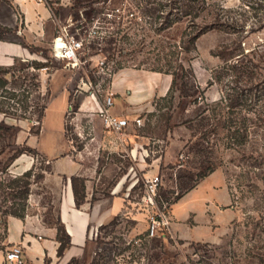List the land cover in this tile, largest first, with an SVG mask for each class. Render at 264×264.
<instances>
[{
  "label": "rangeland",
  "instance_id": "rangeland-1",
  "mask_svg": "<svg viewBox=\"0 0 264 264\" xmlns=\"http://www.w3.org/2000/svg\"><path fill=\"white\" fill-rule=\"evenodd\" d=\"M153 2L157 1L50 0L53 12L57 13L54 34L59 27L69 26L70 35L85 40L88 62L82 69L73 71L64 61L53 57L50 44L30 49L31 59L0 67L11 69L15 78L10 75L7 78L13 83L18 80L19 84H10L9 92L16 99L5 105L17 111V116L0 114V128L4 129L0 130V152H5L0 163L3 166L11 154L28 149L47 153L103 152L106 160L113 158L119 164V174L110 185L113 187L121 180L126 183V193L130 195L126 198L128 207L115 227L98 228L90 248L95 254L89 253L85 260H80L81 264H92L99 255L104 257L103 264H264V122L259 131H254L255 127L251 129L249 143L241 148L224 132L201 139L202 127L197 119L199 113L206 111V115L214 104L226 98L233 87L239 90L254 87L248 103L253 110H258L255 103L260 96L264 100V8L261 6L264 0H209L198 25L209 22L219 6L225 18L233 17L245 27L239 33L224 29L204 31L194 42L195 50L189 52L184 49L191 39L186 34L194 31L188 21L184 19L169 27L168 22L173 18L170 7L164 10L167 19L159 20L158 14L152 13L145 16V12L155 8ZM2 4L16 11L11 0H0V11ZM10 12L5 11L7 19ZM163 22L168 27L157 32ZM93 25L99 28L96 35L92 34ZM0 38L16 40V35L0 32ZM225 47L237 55L227 62L218 56ZM102 58L114 73L123 69L157 72L164 80L173 81L172 73L178 72L173 105L169 99L156 98L151 113H140V128L134 121L130 122L125 134L143 138L140 145L129 143L117 149L109 143L114 142L112 134L111 140L100 147L90 143L89 119L80 108L84 96H76V90L86 75L93 83L98 82L94 72ZM37 65L42 68L37 69ZM33 76H38L37 90ZM111 82L112 79L103 84V92L97 95L99 101L113 95L106 92ZM181 87L194 96L181 97L184 94ZM38 105H46L42 122L34 114ZM118 107L116 100L112 114ZM166 114L172 116L168 124L162 117ZM233 117L238 124L249 118L257 121L255 114L245 111ZM66 125L71 129V141L66 137ZM80 145L82 149L78 148ZM136 149L142 155L150 154L143 172L135 166V159L129 157ZM156 156L158 161L154 164ZM21 160L10 166L8 175L18 176L32 160L37 170L41 168V159L32 154H24ZM208 168L216 171L178 200ZM156 176L161 182L152 204L147 185ZM33 187L29 200L39 199L49 224L56 219L51 197L46 190ZM35 210L29 205L27 213ZM231 210L236 214L233 221ZM155 216L160 217L159 234L163 235L147 239L150 218ZM138 224L141 231H136ZM3 234L0 228V235Z\"/></svg>",
  "mask_w": 264,
  "mask_h": 264
},
{
  "label": "crops",
  "instance_id": "crops-1",
  "mask_svg": "<svg viewBox=\"0 0 264 264\" xmlns=\"http://www.w3.org/2000/svg\"><path fill=\"white\" fill-rule=\"evenodd\" d=\"M11 6L16 11L2 4L0 24L13 29L16 40L0 38V67L12 66L17 60L31 59L30 47H47L55 36L53 32L56 28L55 17L45 4L38 3L37 0H11ZM5 11L11 13L8 19ZM163 77L157 72H140L133 69H123L115 73L109 90L106 91L116 96L114 104L116 100L119 101V107L113 114L131 122L141 119L140 113H151L153 100L164 98L172 85L170 78L165 77L164 80ZM101 103L92 96H84L80 100V108L86 113L92 131L90 143H97L99 147L112 138L104 128L99 115H94L99 111ZM141 140L143 138L126 133L123 145L109 143L119 149L129 143L140 145ZM38 153L52 165V172L46 173L43 181L35 184L34 187L46 190L51 197L55 216L61 219L71 237V247L62 257L58 256L60 244L57 241V229L45 221L42 211L46 209L40 206L39 199L30 197L29 205L36 210L27 214L24 220L9 219L6 249L0 250V264H8L6 253L14 246L23 249L25 264H68L73 258L85 260L89 253L90 256L95 254L90 252V248L98 228L109 224L126 212L128 201L126 183L121 180L113 187L110 185L120 171L119 164L114 162L113 158L106 160L103 152ZM142 156L137 149L129 154V157L135 159V166L141 172L147 167ZM22 157L23 155L15 164L20 163ZM157 161L158 159L154 164ZM33 166L34 160L28 168L18 172V175ZM73 178L84 180V185L80 189L83 196L80 207L76 205ZM231 204L230 201L229 206ZM232 212L233 221L236 214ZM135 219L138 222L137 218ZM136 231H141L140 226Z\"/></svg>",
  "mask_w": 264,
  "mask_h": 264
},
{
  "label": "trees",
  "instance_id": "trees-1",
  "mask_svg": "<svg viewBox=\"0 0 264 264\" xmlns=\"http://www.w3.org/2000/svg\"><path fill=\"white\" fill-rule=\"evenodd\" d=\"M157 2H153L151 4L155 5V8L150 9V11L145 12V16H148L149 13L152 14H158V19H167L164 17V10L167 9V7H170L171 10V19L169 23V27L172 25L178 24L182 22L184 19L188 21L190 24V29L194 31V34H186L187 37H191L189 41H187L188 46L184 49L187 50V52L191 50H195L194 42L196 39L202 34L204 31L211 29H224L228 33H239V31H242L245 27V25L239 24L237 20H235L233 17L225 18L223 16V8H220L219 6L216 7L215 12L213 13L212 19L205 23L204 26L198 25V22L200 20H203V14L206 11V8L208 6L209 0H156ZM165 1V3H164ZM251 3V2H250ZM252 10H254V6L250 5ZM264 8V5H261ZM218 9V10H217ZM262 10V9H261ZM173 11L174 14H173ZM217 11V12H216ZM57 15V13H55ZM151 15V14H150ZM149 15V16H150ZM257 15V14H256ZM227 19V20H226ZM165 23L161 24V27L157 28L158 31H163L166 27ZM201 27V28H200ZM13 29L2 27L0 26V32L5 33H13ZM33 47H30L32 49ZM228 47H225L221 51V54L218 55L221 57L222 60L228 61L231 59H234L237 55H234V52L229 51L227 49ZM241 48V47H240ZM225 50V51H224ZM47 67V66H44ZM258 68V66H255ZM42 68V66L37 65V69ZM232 68L236 70V65H233ZM159 72L162 73L161 70ZM166 74H170L169 72H166ZM11 76L12 78H15V75L11 73V69H0V97L3 98L5 102L0 101V114L2 115H11V116H17V111H11L9 107L7 108L5 105L8 101H13L16 99V95L14 93L9 92V86L12 83L13 86L18 84V80L16 82H10L7 78L8 76ZM173 75V81L172 85L170 87V90L168 94L162 98V101L170 100L171 105H173V99L172 93L176 89V86L178 84V72L172 73ZM253 75V74H252ZM33 86L37 90L39 88V82H38V76H33ZM186 86V85H185ZM183 89V93L181 97L184 98H192L194 94H191L186 87H181V90ZM230 93L227 95L226 98H223L220 102L214 104V108L208 110V115L206 111H203L202 113H199V116L197 119H200V124L202 127L201 132V139L207 140L210 136H216L219 134V132H224L226 135H228V138L230 140H234V145L237 144V146H240L241 148L247 146L249 143V138L251 129L254 128V131H259V129L263 126L264 122V100L260 99V97L256 100L255 105L258 106V110L251 109V105L249 106V101H251V97L253 96L254 87H250L247 90H239L237 87H233L230 89ZM197 104V102H194ZM223 104V105H222ZM170 105V106H171ZM13 106L11 105V108ZM27 109V108H26ZM45 110L46 105L37 106L35 108L36 115H38V119L40 122H42L44 116H45ZM245 111L247 114H255L257 121L254 122L253 118L245 119L242 124H238L235 122L234 117L237 112ZM162 117L165 118L166 123L168 124L172 118L169 114L163 115ZM250 124L247 126V123ZM0 130H4L0 128ZM66 130V137L68 140H73L70 137V131L68 125L65 126ZM144 131V129H142ZM258 133V132H256ZM75 139L77 137L75 136ZM74 139V140H75ZM79 149L83 148V145L78 146ZM24 154H32L36 158L41 159V168L37 170V168L34 166L33 168L27 170L21 175L14 176V175H8L7 171L10 168V166L16 162L22 155ZM5 152H0V159L4 157ZM158 156L155 157L157 159ZM149 159V158H148ZM150 161V160H149ZM47 160L45 158H42L38 152H35L33 150L26 149L24 152L18 151L11 154L8 159L5 161L3 166L0 163V228H3L4 234L3 236L0 235V250L6 249V241L8 237V221L10 218H17L20 220H24L27 216V211L29 208L28 200L29 196L31 195V189L33 185L39 184L43 181L46 173L52 172V165L46 164ZM216 170L214 168H208L203 173H200L196 180L192 182V184L189 186L187 191L181 195L178 200H180L184 195H186L191 190L195 189L200 182H202L204 179L209 177L211 174H213ZM6 175V176H5ZM7 177V178H3ZM74 190H75V196H76V205L77 207L81 206V203L83 201V196L81 195V187L84 185V180L79 178H73L72 179ZM136 188V186L134 187ZM232 197V196H231ZM233 200V198H232ZM234 201V200H233ZM128 207V206H127ZM121 216V215H120ZM120 216L116 217V219L108 226H102L101 229H107L109 227H115L117 225V221L119 220ZM49 225H52L56 227L57 229V241L59 242L60 246L58 249V256L62 257L64 253L71 247V237L68 235L65 226L62 224L60 218H56L54 221L49 222ZM147 236V234H146ZM104 257L102 255L97 256L92 264H103ZM68 264H81L79 259L73 258Z\"/></svg>",
  "mask_w": 264,
  "mask_h": 264
},
{
  "label": "built area",
  "instance_id": "built-area-1",
  "mask_svg": "<svg viewBox=\"0 0 264 264\" xmlns=\"http://www.w3.org/2000/svg\"><path fill=\"white\" fill-rule=\"evenodd\" d=\"M38 3L45 4L55 20L57 16L53 12L50 5V0H37ZM57 21V20H56ZM69 26H61L57 29L53 41L51 42V53L54 58L64 61L67 66L73 70L77 71L84 67L87 61V47L85 45L84 39H77L75 36L69 34ZM98 29L96 25L92 26V34H97ZM97 71L94 72L98 78L97 83H93L91 79L86 75L85 78L81 79V83L77 86L76 96H92L98 98L97 95L103 92V84L105 82H110V80L115 75L113 68L109 66L106 60H100L96 66ZM114 96L108 95L104 101L101 103L99 111L97 114L103 121L104 128L108 133L113 135L114 144L123 145L125 143V132L128 129L130 122L126 118L115 116L111 113L114 107ZM134 125L137 128L142 126V119H137L134 121ZM150 157L149 152H144L142 158L146 160ZM147 158V159H146ZM161 180L158 176L154 177L149 181L147 185V192L149 193V201L153 204L154 196L156 195V190L160 184ZM130 196V195H128ZM128 198V197H127ZM158 217V218H157ZM159 216L150 218V225L147 231V239L161 238L163 233L159 234V229L161 227V221ZM166 226L165 223H163ZM161 235V236H160ZM6 262L8 264H25L23 249L20 246L12 247L6 253Z\"/></svg>",
  "mask_w": 264,
  "mask_h": 264
}]
</instances>
